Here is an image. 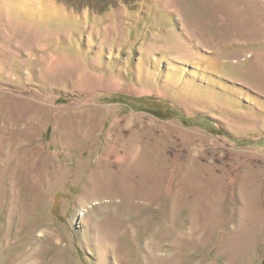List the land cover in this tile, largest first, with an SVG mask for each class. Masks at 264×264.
<instances>
[{
    "label": "rangeland",
    "instance_id": "rangeland-1",
    "mask_svg": "<svg viewBox=\"0 0 264 264\" xmlns=\"http://www.w3.org/2000/svg\"><path fill=\"white\" fill-rule=\"evenodd\" d=\"M19 261L264 264V0H0Z\"/></svg>",
    "mask_w": 264,
    "mask_h": 264
},
{
    "label": "bare ground",
    "instance_id": "bare-ground-1",
    "mask_svg": "<svg viewBox=\"0 0 264 264\" xmlns=\"http://www.w3.org/2000/svg\"><path fill=\"white\" fill-rule=\"evenodd\" d=\"M21 262H22V261H19L18 264H21ZM22 264H24V263L22 262Z\"/></svg>",
    "mask_w": 264,
    "mask_h": 264
}]
</instances>
